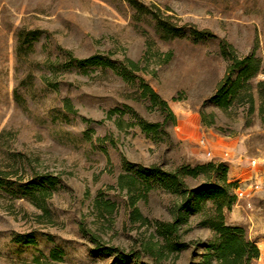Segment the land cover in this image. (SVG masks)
Masks as SVG:
<instances>
[{
    "label": "rangeland",
    "instance_id": "374dc122",
    "mask_svg": "<svg viewBox=\"0 0 264 264\" xmlns=\"http://www.w3.org/2000/svg\"><path fill=\"white\" fill-rule=\"evenodd\" d=\"M142 1L171 14L184 32L164 38L157 22L137 19L127 0H0V162L19 154L26 163L24 181L35 174L59 177L46 202L51 217L0 188V264H161L143 251L153 228L131 221L129 196L118 178L129 163L173 168L211 161L227 164L231 180L247 193L226 220L245 229L261 250L253 264H264V124L258 111L247 117L244 107L224 111L208 101L229 65L221 54L224 42L240 56L254 53L264 60V0ZM193 29L214 37L196 40ZM94 55L138 61L143 70L137 76L168 101L176 124L168 121L158 140L139 126L121 130L117 114L108 117L113 108L131 106L151 122H164L165 115L137 101L114 69L77 65ZM260 80L263 72L252 83ZM67 98L74 111L65 107ZM203 114L214 115V126L203 124ZM253 184H259L255 191ZM99 197L115 202L116 211L102 215L95 207ZM172 204L158 189L138 207L154 222L168 219ZM29 233L34 243L18 241ZM92 233L138 258L101 251ZM186 238L207 240L210 233L196 228ZM198 260L189 250L168 264Z\"/></svg>",
    "mask_w": 264,
    "mask_h": 264
},
{
    "label": "trees",
    "instance_id": "16d2710c",
    "mask_svg": "<svg viewBox=\"0 0 264 264\" xmlns=\"http://www.w3.org/2000/svg\"><path fill=\"white\" fill-rule=\"evenodd\" d=\"M127 1L136 11L137 19L150 17L156 21L164 38H173L184 32V26L173 21V16L163 12L159 6L148 5L142 0ZM192 32L196 40L214 37L209 30L193 29ZM221 54L229 61V65L225 77L208 101L224 111L244 107L247 117L258 111L264 124V80H260L256 86L252 83L255 76L264 73V60L254 53L240 56L229 42L221 45ZM77 65H98L114 69L126 85L135 90L137 101H144L149 107L158 108L165 115L164 122H151L141 117L131 106L126 109L113 108L108 111V117L113 119L117 114L115 123L121 130L139 126L147 137L158 140L162 133H167L165 128L168 121L176 124V115L168 101L144 78L137 76L136 73L143 70L138 61L126 58L118 62L94 55L78 59ZM255 89L259 100L258 108ZM65 107L74 111L68 98L65 100ZM202 121L205 126L211 127L215 124V117L213 114H203ZM229 170L227 164L217 161L196 165L182 163L173 168L159 163L147 166L129 163L127 173L119 176L118 185L129 196L131 221L148 224L153 228L152 239L155 242L145 243L143 251L161 264H168L169 260L175 262L189 250L199 258L197 263L192 264H253L259 259L261 250L247 237L245 229L227 224L226 213L238 200L235 189L239 186L238 182L229 177ZM25 171L26 163L19 154H13L4 165L0 162V188L15 196L27 198L51 217L46 202L53 196L59 177L53 174H35L31 180L24 181ZM158 189L170 195L173 204L168 219L153 222L143 214L138 202L148 200L151 193ZM95 207L102 215L113 214L117 209L115 202L102 197L97 198ZM196 228L207 230L210 238L188 240L187 234ZM89 237L101 251L119 253L123 259L138 258L137 254H125L113 246H106L94 233L89 234ZM17 239L25 243L36 241L32 233L19 235ZM53 257L58 258V254L53 252Z\"/></svg>",
    "mask_w": 264,
    "mask_h": 264
},
{
    "label": "built area",
    "instance_id": "2783aa9c",
    "mask_svg": "<svg viewBox=\"0 0 264 264\" xmlns=\"http://www.w3.org/2000/svg\"><path fill=\"white\" fill-rule=\"evenodd\" d=\"M202 143H203V145L206 146L207 145L206 139H203ZM209 154H211V153H209ZM253 164H256V161H254ZM258 187H259V184H253L252 185V191H255L256 189H258ZM235 193L240 198H243V197H245L247 195V193L242 189L240 184H239L238 188L235 189Z\"/></svg>",
    "mask_w": 264,
    "mask_h": 264
}]
</instances>
